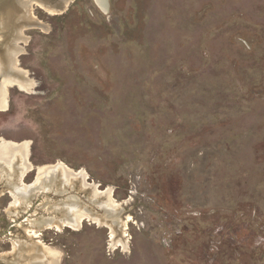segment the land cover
Wrapping results in <instances>:
<instances>
[{"label":"rangeland","instance_id":"obj_1","mask_svg":"<svg viewBox=\"0 0 264 264\" xmlns=\"http://www.w3.org/2000/svg\"><path fill=\"white\" fill-rule=\"evenodd\" d=\"M15 2L0 47L27 81L0 77L2 158L106 208L35 228L65 195L13 217L1 179L0 264L14 240L55 264H264V0Z\"/></svg>","mask_w":264,"mask_h":264},{"label":"bare ground","instance_id":"obj_2","mask_svg":"<svg viewBox=\"0 0 264 264\" xmlns=\"http://www.w3.org/2000/svg\"><path fill=\"white\" fill-rule=\"evenodd\" d=\"M56 1L59 3L63 2V0ZM96 2L100 8L107 11V0H96ZM17 17L20 18V15L15 0H0V31L6 29V23L10 18ZM16 53L17 52L15 50L7 49L6 54H4V51L0 47V77H4L7 74H13L18 77L21 82L25 83L27 81L26 76L16 70ZM3 94L4 92L1 90L0 95L3 96ZM2 156V152L0 151V181L1 179L7 181L6 187L8 190L6 192H9L15 198V203L9 210L11 216L16 217L21 212H26L29 210L33 204V201L41 194L48 195L59 193L65 195V198H60L61 201L59 202L55 201V204H45L49 211L54 210V212L52 211L53 214L48 215L47 217L40 216L31 219V226L35 228H46L53 226L59 227L63 225L76 226L82 217L93 216L92 212H94L93 209L95 208H93L92 205L96 206L99 210L102 209L105 211L106 207H104L102 204H98L99 202L95 199H88L87 203L78 196L74 195V193H71V191H74L75 185L78 183L77 180L81 181L80 178L75 179L65 171L60 169H52L47 173L40 174L39 176L37 171L36 178L37 176L38 178L36 182L34 184L27 185L23 181L28 173L23 160H21L20 157L16 155L15 159L11 161H5ZM79 189L85 194L90 193V190L86 188L85 184ZM2 193L4 192L0 191V194ZM106 212L107 217L111 215L110 218H114L115 220L116 215H112L113 213L109 212V210H106ZM13 256L14 259L9 261L8 264H23L25 262L28 264H55L56 259L58 258L57 252L46 250L42 245L36 243L35 241L32 242V240H14Z\"/></svg>","mask_w":264,"mask_h":264},{"label":"water","instance_id":"obj_3","mask_svg":"<svg viewBox=\"0 0 264 264\" xmlns=\"http://www.w3.org/2000/svg\"><path fill=\"white\" fill-rule=\"evenodd\" d=\"M76 187H77V186H76ZM75 191H76V193L78 192V193H79L78 195L81 196V197L83 198L84 194L81 193L80 190H77V189H76ZM75 191H71V193H72V192H75ZM42 195H44V194H41L40 196H42ZM49 195H50L52 198L55 197V196H53V195H51V194H49ZM38 198H39V197H38ZM38 198H37V199H38ZM37 199H36V200H37ZM36 200H35V201H36ZM35 201H34V203H35ZM33 205H34V204H33ZM32 207H33V206H31L30 208H32ZM28 225H29V224H28Z\"/></svg>","mask_w":264,"mask_h":264},{"label":"crops","instance_id":"obj_4","mask_svg":"<svg viewBox=\"0 0 264 264\" xmlns=\"http://www.w3.org/2000/svg\"><path fill=\"white\" fill-rule=\"evenodd\" d=\"M19 44H20V43H19ZM21 48L23 49V47H21ZM21 53H22V52H21ZM21 53H20V54H21ZM20 54H19V55H20ZM19 55L17 56V61H18L17 63H18V66H19V59H18V58H19ZM22 70H23V69H22ZM24 71H25V70H24ZM26 72H27V71H26ZM27 74H28V73H27ZM28 76H29V75H28ZM29 78H30V77H29ZM30 79H31V78H30ZM34 85H35V84H34ZM11 87H13V86H11ZM15 87H17V86H15ZM17 88H18V87H17ZM18 89H20V88H18ZM8 90H9V89H8ZM32 90H33V89H32ZM32 90H31V91H32Z\"/></svg>","mask_w":264,"mask_h":264}]
</instances>
